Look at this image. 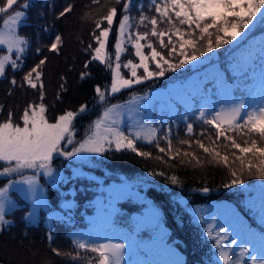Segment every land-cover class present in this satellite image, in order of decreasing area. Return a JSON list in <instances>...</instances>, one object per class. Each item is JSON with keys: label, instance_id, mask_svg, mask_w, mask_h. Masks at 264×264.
I'll return each mask as SVG.
<instances>
[{"label": "snow or ice", "instance_id": "6c2138e0", "mask_svg": "<svg viewBox=\"0 0 264 264\" xmlns=\"http://www.w3.org/2000/svg\"><path fill=\"white\" fill-rule=\"evenodd\" d=\"M92 3L99 4L100 0H92ZM114 3L122 5L118 20L117 8L109 7L106 14L95 21L93 39L98 46L94 49L91 44L87 46L93 51L91 60L98 61L111 73L110 86H106L104 90L99 86L95 88L101 102L105 101L106 95H115L124 89H131L136 84L160 79L169 72L175 73L185 66L193 65L194 62L200 63L201 57L207 59V54L214 53L225 45L241 49L254 29H264V0H149L147 7L152 15L147 14L144 6L138 4L137 0H114ZM31 6V0H3V3H0V50L7 53L0 55V77L5 75L6 66L10 65L13 70L20 67L18 62L28 40L17 34V28L25 20L26 10ZM133 6H136L139 12L138 17L129 14ZM72 8L71 4L67 5L59 13V17L72 12ZM114 21L118 27L113 57L107 53L106 47ZM105 22L107 26L102 27ZM140 28L146 30L141 32ZM96 30H99L98 34ZM61 43V36L56 35L49 50L58 51ZM126 46L134 50L138 63L132 59L121 63V56L127 51ZM145 48L150 50L147 54ZM13 54L15 59L12 58ZM233 61L234 73L253 80L252 85H245L248 92L247 103L244 99L233 98L227 105L202 104L196 119L215 131L202 130L195 139L179 141L180 144H187L189 149L193 143L196 144L212 161L228 168L233 179L224 185L226 188L243 185L242 177L245 172L249 176L255 174L257 178L264 180V42L258 49L251 43L247 44L233 57ZM44 63V59L40 60L39 64L24 76L23 79L29 87L37 88V82L41 79L38 69ZM150 64L154 65V68H151ZM122 68L127 70L126 75L122 74ZM140 69L143 70L142 74L138 72ZM85 75L81 73V78ZM16 83L15 79L11 81L13 86ZM206 83L207 80L202 82ZM39 87L43 89V84L40 83ZM61 87L63 88V85ZM213 87L230 93L234 87L240 86L229 84L226 77L219 75ZM199 91L200 89L196 90L197 93ZM40 98H44L43 91L40 92ZM123 107L113 105L106 108L102 115H98L97 119L90 123L81 140L75 139L73 122L77 116L87 112L86 105L80 106L77 112L67 111L57 116L54 122H50L45 115L46 107L43 103L30 104L19 118L22 124L14 122L11 111L7 119L0 121V177H12L13 174L19 177L8 179L7 183L0 187V232L3 231L4 225L11 223L6 219V215L16 208L9 195L10 189L23 193L26 199H30L34 212L37 207L43 205L42 186L38 183L37 176L42 172L44 176L52 178V183L63 179L53 175L52 163L57 157L66 160L77 158L86 162L89 156L102 157L112 151H129L138 157L152 158L150 152L141 151L137 147L139 142H143L156 147L169 161L177 160L182 155L190 157L188 163L195 161L197 165L201 164V159L195 152H181L180 149L173 152L170 128L158 138V129L150 123H145L144 113L139 106L128 107L127 121L124 124L129 131L122 129L119 125L124 116L120 111ZM2 110L3 106L0 105V111ZM193 135V123H186V136ZM199 137L206 138L211 146L206 145ZM160 139L166 142V148L160 146ZM221 141L226 149L224 153L218 150ZM68 145H72L70 151L66 150ZM156 159L163 161L164 158ZM237 162L239 173L233 167ZM27 170H32L33 175H23ZM148 175L164 173L149 172ZM168 179L172 184L179 185L175 176ZM203 190L208 191L207 188ZM67 206H71L70 202ZM32 214L29 213V217ZM196 215L202 218L204 213L197 209ZM206 232L208 238L213 241V247L218 251V259L223 264H247L244 259L246 256L250 257L251 264H264V237L261 239V258H258L252 255L246 246H240L238 254L230 255L233 252L231 246L237 245V240L229 239L228 229L213 224ZM51 239L49 236V242ZM73 245L77 249L75 253H62L58 248H52L51 251L56 256H68L72 261L84 259L86 264H156L153 261L133 260L130 252L126 261L125 243H93L86 237H74ZM133 247L135 243H129L128 248ZM80 251L94 255L85 258L80 255Z\"/></svg>", "mask_w": 264, "mask_h": 264}, {"label": "trees", "instance_id": "16d2710c", "mask_svg": "<svg viewBox=\"0 0 264 264\" xmlns=\"http://www.w3.org/2000/svg\"><path fill=\"white\" fill-rule=\"evenodd\" d=\"M0 3H3V0H0ZM137 3L144 6L147 14H153L148 12L149 0H137ZM31 4L32 6L26 10L25 20L17 28V34L28 40L22 58L18 62L20 67L13 70L8 65L5 68V75L0 77V105L3 106V110L0 111V121L7 119L11 111L14 122L22 124L19 118L30 104L43 103L46 107L45 115L50 122H54L57 116L67 111L77 112L80 106L86 105L87 109H90L78 118V123H87L89 127L92 120L94 121L100 115L97 109L102 106L96 103L98 97L95 88L99 86L104 90L110 83V74L104 65L91 60L92 49L98 46L93 39L95 21L113 6L117 8L118 20L122 5H116L114 0H100L99 4H93L92 0H31ZM69 4L73 6L72 12L59 17V13ZM129 14L132 17H138L139 12L136 6H133ZM106 26V22L102 24V27ZM0 27H2V20H0ZM117 27L118 24L114 21L108 40L110 47L108 49L111 52L114 48ZM161 27L164 26L161 25ZM145 30L139 29L141 32ZM98 31L96 30V34ZM56 35L61 36L62 43L58 46V51L53 52L49 48L55 41ZM262 35H264V29H254L241 49L249 43L258 49L264 42ZM151 39L155 40V38ZM89 44L92 45V49H88ZM126 47L127 51L121 56V63L128 59L138 63L134 50L130 46ZM241 49L225 45L214 53L207 54V59L201 57L200 63L194 62L193 65L185 66L184 69L175 73H166L160 79L136 84L131 89H127L123 95L118 94L111 100H125V94L147 92L154 88L167 90L171 80L183 82L196 75L197 79L193 86L194 88L200 86V91L195 92L194 96L197 101L196 108L199 101L206 96L205 92L211 86L213 87V78L218 72H221L234 86L242 87L245 84H251V78H245L233 72V57L238 55ZM158 50L161 49L158 48ZM144 51L147 54L150 50L145 48ZM4 54L6 51L0 50V55ZM12 58L15 59V54ZM42 59L45 63L38 69L41 72V79L37 82V88L33 89L23 78ZM150 67L154 68V65L150 64ZM121 70L123 74H127L126 69ZM142 71V69L138 70L139 74H142ZM81 73L86 74L83 79ZM34 77L35 73H33ZM13 79L17 82L15 86L11 84ZM205 80L207 83L202 84ZM40 83L43 84V89L39 87ZM234 90L238 92V88L234 87ZM41 91L44 93L43 100L40 98ZM196 116L191 113L187 120L179 119L178 115L171 116L157 129L159 138L170 128L173 152L176 149H180L181 152L184 150L195 152L200 157L201 164L197 165L195 161L188 163L190 157L182 155L177 160L169 161L167 156L160 153L153 145L139 142L137 147L141 151L150 152L152 158L138 157L129 151H112L101 157V167L145 185L144 188L142 187V193L153 206L160 210L162 223L167 229V236H164L162 240L166 238L167 242L184 257L183 264H223L218 259V251L213 247V241L208 238L206 232L209 227L208 222L199 221L193 214V210L210 203L230 202L246 218L251 230L264 234V205L259 204L253 207L245 204L247 196L264 189V180L257 178L255 174L249 176L245 172L242 177L243 185L224 187L233 179L228 168L223 167L222 164H216L196 144L193 143L192 148L189 149L187 144L179 143L180 140L197 138L202 130L215 131L203 125ZM186 123H193V137L186 136ZM199 138L203 139L206 145L211 146L206 138ZM238 139L241 138L238 137ZM159 143L161 147H167L163 139H160ZM218 150L222 153L226 151L223 141ZM156 157L164 159L162 161ZM99 158L95 157L94 161L98 162ZM233 167L239 173L238 162ZM149 172L164 173V175L149 176ZM171 176L177 178L179 185L169 181L168 177ZM64 178L65 180L61 181L58 187L44 183L51 209L61 210L63 214V218L54 220L51 226L46 224L43 212L37 223L28 224L25 217L29 212V205L17 196L20 206L8 212L6 219L11 223L4 225L3 231L0 232V264H86L84 259L72 261L68 256H56L51 249L58 248L62 253L77 251L71 234L87 230L91 226L88 217L94 214V197L100 192L95 185L101 184L88 177H74L69 172ZM102 184L107 183L105 181ZM204 188L208 191L205 192ZM70 199L73 200V206L63 209L61 204ZM118 206L121 214L118 216L117 223L130 229L131 224L128 218L133 214L142 213L145 204L128 199L118 202ZM49 236L52 237L51 242H49ZM80 255L87 258L94 254L80 251Z\"/></svg>", "mask_w": 264, "mask_h": 264}, {"label": "rangeland", "instance_id": "374dc122", "mask_svg": "<svg viewBox=\"0 0 264 264\" xmlns=\"http://www.w3.org/2000/svg\"><path fill=\"white\" fill-rule=\"evenodd\" d=\"M108 47L109 45L107 44V53L114 57V48L113 52H111L109 51L110 47L109 49ZM108 73L110 74L111 83V73L110 71H108ZM216 74L217 75L213 78L214 83L217 76L223 75L221 72ZM196 79L197 77L194 75L189 80L183 82L171 80L167 90L154 88L147 92H134L129 95L125 94V100H111L112 97L114 98L118 94L123 95L124 92L127 91V89H124L115 95H106L104 102H101L97 98L96 103L102 104L97 111L99 110L100 115H102L104 110L108 107L123 105L124 107L120 109V111L124 113V116L119 126L125 131H129V129L125 128L124 122L127 121V109L130 106H139L144 113L145 123H150L155 128L161 127L171 116L178 115L179 119L186 120L189 114L195 111L197 101L194 96L196 90L200 89V86L197 88L193 86ZM110 83L107 86H110ZM228 83L231 84L229 81ZM216 92L214 96H211V88L205 92L206 96L203 97L197 105V110L195 111L196 115H198V111L201 109L202 104L212 106L218 103H224L227 105L233 98L244 99L246 103L248 100L245 96L244 98L237 96L234 89L230 93L219 89L216 90ZM201 94H203V92H201ZM89 109H87V111ZM83 114L84 113L77 116L73 122L76 130V140H81L88 128L87 123H78V118ZM174 125L177 126V123L174 122ZM71 148L72 145H68L66 150L70 151ZM95 157H100L98 162L94 161ZM100 159L101 156H89L85 162L77 158H73L72 160H66L63 157L55 158L52 163L54 169L53 175L61 176L63 179L58 180L56 183H52V178L44 176L42 172L37 176L38 183L42 186L43 205L37 207L34 212L32 201L26 199L23 193L10 189L9 195L15 202L16 208L20 206L17 196L29 205V212L25 217L28 224L37 223L40 214L43 212L45 214L46 224L51 226L54 220L62 219L63 214L61 210L51 209L44 183H48L53 187H58V184L65 180L64 177L68 172L74 177H88L101 184L99 186L95 185L100 192L94 197V214L88 217L91 226L87 230H80L72 233V238L86 237L93 243H125L126 261L129 259L130 252L133 260L153 261L156 262V264H183L184 257L181 256L172 244L167 242L166 238L162 240L164 236H167V229L162 223L160 210L153 206L151 201L142 193V187L144 188L145 185L139 181L125 178L119 175V173L101 167L102 162ZM98 168H101L100 170L102 171L100 172ZM23 175L31 176L33 172L32 170H27ZM8 179H19V177L15 174H13L12 177H0V187H3ZM41 179H43V181ZM105 181L107 184H102ZM128 199L133 202L145 204V207L142 208V213L133 214L128 218V222L132 227L131 229L117 223L118 216L121 214L118 202ZM68 202L73 206V200L70 199L69 201H64L61 207L63 209L69 207L67 206ZM245 204L253 207L259 204L264 205V189H261V191L258 190L256 193L253 192L250 196H247ZM197 209L204 213L202 218L196 215ZM29 213H33L31 217H29ZM193 214L199 221L208 222L209 226L214 224L217 227L228 229L229 239L234 238L237 240V245L231 246L233 249L232 253L238 254L239 247L246 246L252 255L261 258V239L264 237V234L251 230L248 226V221L234 204L226 201L213 204L210 203L206 206L196 207L193 210ZM144 231L146 234H144ZM142 235L145 236L142 237ZM132 242L135 243V247L129 249L128 245ZM244 259L247 261V264H251L250 257L246 256Z\"/></svg>", "mask_w": 264, "mask_h": 264}]
</instances>
